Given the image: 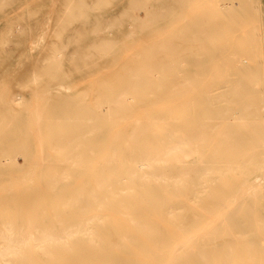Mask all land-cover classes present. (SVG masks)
Masks as SVG:
<instances>
[{"label":"bare ground","instance_id":"obj_1","mask_svg":"<svg viewBox=\"0 0 264 264\" xmlns=\"http://www.w3.org/2000/svg\"><path fill=\"white\" fill-rule=\"evenodd\" d=\"M22 3L0 0V79L23 89L0 90V172H17L11 149L28 154L9 110L30 87L52 98L58 159L24 202L36 220L0 225V264H264V54L249 1L52 0L15 16ZM77 78L83 93L65 95ZM44 191L69 218H44Z\"/></svg>","mask_w":264,"mask_h":264},{"label":"rangeland","instance_id":"obj_2","mask_svg":"<svg viewBox=\"0 0 264 264\" xmlns=\"http://www.w3.org/2000/svg\"><path fill=\"white\" fill-rule=\"evenodd\" d=\"M52 0H26V3H22V4H20V5H18V7H20V9L19 10H16L15 11V16H23V17H26V16H29L25 11L27 10V9H29V10H32V9H40V8H42V9H48V8H50L52 5H51V2ZM249 1V5H250V9H251V20L253 19L254 20V22L253 23H251L252 24V26H251V24L249 25V26H247L248 27V30H250V29H252V28H250L249 29V27H253V25H254V23L256 24V26H254L253 27V29H255V27H257V29H259V30H257V41H258V45H259V47H260V49H261V51H263L262 53L264 54V0H248ZM29 2H30V4H29ZM32 2H33V4H32ZM27 3H28V5H27ZM252 7V8H251ZM133 16L135 17V18H137L138 16H139V13H138V11L137 10H134L133 11ZM253 17V18H252ZM252 20V21H253ZM251 21V22H252ZM4 21H2L1 23H0V28H3L4 26H5V23H3ZM247 27H245V29H247ZM256 30V29H255ZM259 31V32H258ZM261 31V32H260ZM259 33V34H258ZM263 34V35H262ZM260 35V36H259ZM153 38V37H152ZM263 38V39H262ZM260 39V40H259ZM262 43V44H261ZM261 44V45H260ZM13 48V45L12 44H7L6 45V49L7 50H11ZM263 49V50H262ZM131 51H128V55L129 54H131L130 53ZM122 54H123V52H122ZM125 55V54H124ZM125 56H127V55H125ZM71 67L72 66H70L69 67V64L68 65H66V67H64L65 69H71ZM263 67H264V64H263V66H262V75H264V70H263ZM88 78H90V77H87V79ZM93 78V77H92ZM92 78H90V79H88V81L90 80L91 81V79ZM78 79V81H76L75 79V81L74 80H71V81H73V83L72 82H68V81H66L65 83H66V86L68 85V86H70L71 88H72V90L70 89V91H68L67 92V94L65 93V95H70L71 94V96L72 97H74V96H78V95H81V93H83V91H84V89L86 88L85 86L87 85L86 84V78H85V80H81V78L79 79V78H77ZM84 79V78H83ZM16 80V84H19L20 83V79L18 78L17 79V77L15 78V79H12V81H15ZM80 80L82 81L81 82V84L82 85H80V83H78L79 85L78 86H76V88L75 89H73L74 87H73V85L75 84V82H76V84H77V82H80ZM263 85H264V76H263ZM11 81V79H9V78H7V79H0V90L3 88V85L4 84H6V86H5V88H4V90L3 91H1V92H4L3 94H5L4 95V98H7L9 95H10V93H12L13 91L15 92V90L17 89H19V87H18V85H15V83L14 82H10ZM87 81V82H88ZM8 82H10V84L9 85H11V83H12V86H10V87H12L13 89H11V92H10V89H8L7 87H9L7 84H8ZM52 80H50V79H48V78H45L44 80H42L41 81V85H46V87L45 88H49V86L47 85V83H49V84H51L52 85ZM56 82V81H55ZM55 82H53V83H55ZM83 82H84V84H83ZM4 83V84H3ZM14 83V84H13ZM56 83H58V82H56ZM71 83V84H70ZM261 83H262V81H261ZM75 84V85H76ZM88 84H90V82L88 83ZM15 86H17L18 88H16V89H14L15 88ZM36 86H38V85H36ZM48 86V87H47ZM2 87V88H1ZM9 87V88H10ZM85 87V88H84ZM259 87H261V90H263L264 91V87L262 86V84H260V86ZM7 89V90H6ZM33 87H30V88H27V91H29V95L28 94H26V96L28 97H26L25 98V100H23V103L21 104V106H20V108H18V109H16V110H9V114H10V117H12V118H22V119H24L25 120V122H24V125H23V128H22V130H19L20 131V133L24 136V138H27V144H28V146H29V149H28V154L27 155H25L24 154V156L23 155H21V153H19V154H17L13 149H11L10 150V152H11V154H12V156H18L16 159H18V160H15V164H16V166H17V172H15V173H9V172H7L5 169H3V171L1 170V172H0V225L2 224V223H7V222H15V223H21V224H23V223H27V222H30V221H35L36 220V218L34 219V217L32 216V214L31 213H28L27 211H26V209L27 210H29V208L27 207V206H24L25 205V201L30 197V196H34V195H32V193L34 192V191H36V188H37V186H38V184L40 185V183H41V186H42V188L46 185V173H47V171H46V168H48V166H50V167H52L53 166V163H57L54 159H56L57 158V154H55L54 156H53V154L54 153H52V151H50V147H48L47 146V143H46V141H45V136H46V133H45V126H46V124H45V120H44V118H42V116H44V112H45V110L47 109V108H45L46 106H48V104L49 103H52V98L51 97H47L46 95H43V88H41V89H37V87L35 88V89H33ZM83 89V90H82ZM8 90H9V92H8ZM16 90V91H17ZM35 90V91H34ZM41 90V91H40ZM76 90V91H75ZM20 91H23V89H19V92ZM53 92H54V90H52ZM72 91H74V92H72ZM262 91V92H263ZM34 92H36L37 93V95L35 96V94H34ZM72 92V93H71ZM8 93V94H7ZM21 93H23V92H21ZM33 93V94H32ZM63 93V92H62ZM70 93V94H69ZM24 94V93H23ZM64 94V93H63ZM262 94H264V93H262ZM32 95H34L36 98H37V100H35L34 98H33V100H32V98L31 97H33ZM6 96V97H5ZM44 97V98H43ZM52 97H54V96H52ZM31 99V100H30ZM30 100V101H29ZM43 100V101H42ZM4 101H5V99H4ZM25 101V102H24ZM32 101H34L33 102V104H32ZM36 101H38V102H36ZM88 100H85V102L83 101V105L85 106L86 105V103L87 104H89L90 102H87ZM27 102L29 103V104H27ZM41 102V104H39ZM35 103H37V104H35ZM43 103V104H42ZM67 103H70V101H68ZM25 105V106H24ZM31 106H34V107H31ZM37 106L39 107V108H37ZM10 108V107H9ZM23 108H25V109H23ZM31 108H34V109H32V111H30V109ZM37 108V109H36ZM11 109V108H10ZM24 111H23V110ZM45 109V110H44ZM23 111L22 112V114H23V116H21V111ZM28 110V111H27ZM38 110V111H37ZM24 112H25V115H24ZM30 112H32L31 114H30ZM38 112V115L36 114ZM29 113V114H28ZM33 114V115H32ZM28 115H30V116H28ZM32 115V116H31ZM31 117H33L34 119V121H38V123H39V129H40V131H38V126H37V123H35V122H33V124L35 125L36 124V126L33 128V130L35 129V131H36V128H37V131L38 132H40V133H35V131H33V130H31L30 131V126L31 125H29V124H31V121H30V118ZM36 117H39V119L37 120V118ZM45 117V116H44ZM32 119V118H31ZM41 122V123H40ZM45 125V126H44ZM53 125V124H52ZM54 126V128L56 127L55 125H53ZM33 127V126H32ZM32 129V128H31ZM35 133H33V132ZM36 131V132H37ZM32 132V133H31ZM32 134H34V138H33V135ZM37 134H41L40 135V137H39V135L38 136H36ZM35 137H37V139L39 140V138H40V145H41V149H39L38 147L40 146H38V143H39V141L36 139V141H38V143H36V141L34 140L35 139ZM34 141H35V143H34ZM44 143V144H43ZM36 144H37V146H36ZM44 147H45V149H44ZM35 148H38L40 151H41V154L39 153V151H38V149H36L35 150ZM47 149H49L48 151H47ZM32 150L34 151V152H36V154L35 153H33L32 152ZM51 152V153H50ZM44 153V154H43ZM38 154V156H36ZM42 155V157H40V158H42V159H39V156L40 155ZM48 154H49V156H48ZM20 155V156H19ZM52 155V156H51ZM49 157L48 159H46L47 157ZM36 159H35V158ZM46 157V158H45ZM61 157V156H60ZM4 158H0V161H2ZM37 159H39V161L40 160H42V163L41 162H39ZM46 159V160H45ZM58 159V158H57ZM22 160V161H21ZM45 160V161H44ZM18 161V162H17ZM38 161V162H37ZM20 162V163H19ZM1 163V162H0ZM3 163L5 164V160L3 161ZM39 163H40V165H39ZM2 164V163H1ZM0 164V165H1ZM59 164V163H58ZM36 165L39 167H41V169L40 168H36ZM60 165V164H59ZM25 166V167H24ZM31 167V168H30ZM5 168H6V166H5ZM36 169H37V171H36ZM40 169V170H39ZM32 170H33V172H32ZM36 172H35V171ZM26 173V174H25ZM29 173V174H28ZM36 173V174H35ZM25 175H26V177H25ZM34 177V178H33ZM26 178V179H25ZM25 179V180H24ZM39 179V180H38ZM17 180V181H16ZM38 181H40V183L38 182ZM65 184V183H64ZM262 186H261V188H262V190L264 189V181H263V184H261ZM15 186H16V188H15ZM63 184H62V188H63ZM13 189H12V188ZM40 187V186H39ZM11 189V190H10ZM58 192H61V195H60V197H61V202H65L63 199H66L67 197H68V195L66 194V189H63V190H61V188H58V190H57ZM63 192V193H62ZM65 192V193H64ZM14 193V194H13ZM44 195L43 196H41L39 199L40 200H38V202H37V206L38 207H40V208H44V209H46V211H45V217L44 218H47L48 220H52V217L54 216V215H56V214H63L64 216H68V215H70V210L68 209V208H65L64 207V209H65V211H64V209H62V208H60L61 207V205L60 206H58V207H56L54 204H53V200H54V194L53 193H56V191H54V192H51V191H49V192H46V191H44ZM23 196V197H22ZM36 197V196H35ZM20 198V199H19ZM22 207H24L23 209H22ZM38 207H36V208H38ZM59 208V209H58ZM25 209V210H24ZM17 210V211H16ZM22 211H24V212H22ZM26 211V212H25ZM49 211V212H48ZM25 213V214H24ZM47 213H49V216H48V214ZM28 214V215H27ZM25 215H27L28 217H27V219L25 218L26 216ZM44 215V214H43ZM51 217V218H50ZM3 218V219H2ZM68 218H69V216H68ZM22 220V221H21ZM30 220V221H29ZM67 221V220H66ZM235 247H238V246H235ZM241 247V246H240ZM214 249H215V252H218L219 250H220V248H218V246H214ZM37 255H40L39 253H37ZM236 258V257H235ZM234 258V261H236L237 260V258L235 259Z\"/></svg>","mask_w":264,"mask_h":264}]
</instances>
